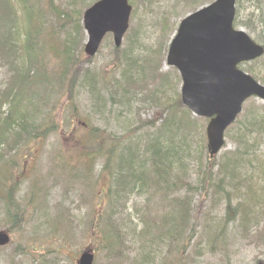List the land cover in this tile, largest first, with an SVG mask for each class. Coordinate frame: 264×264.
<instances>
[{
  "label": "trees",
  "instance_id": "obj_1",
  "mask_svg": "<svg viewBox=\"0 0 264 264\" xmlns=\"http://www.w3.org/2000/svg\"><path fill=\"white\" fill-rule=\"evenodd\" d=\"M200 1L192 0V3L201 6L210 0ZM244 1L251 4V0L237 1L234 21L236 27L243 26L239 23L237 14ZM82 2V9L90 4L84 0ZM258 2L259 0L252 2L251 6L255 10H258ZM49 4L46 0V14L57 21L58 26L51 30L48 29L49 26L46 27L42 19L44 10L39 7L37 0H0V63L8 73L7 81L4 83H2L3 80L0 81V216H6L10 223L8 227H0L3 228L0 231L12 234L17 227L16 224L13 225L14 217L20 218L21 226L25 221L24 211L14 206L18 186L13 182L12 171L20 166L21 173L25 160V156L17 159L19 147L23 142L17 136L26 134L31 136V132L41 130L42 125L35 126L34 120L28 115L29 107L41 108V117L45 115L43 124L51 119L47 102L49 95L56 92L54 91L56 85L59 87L57 91L62 95L66 89H69L68 95L70 94L69 85L79 89L85 88L92 95L97 111L107 116L106 121L109 122L110 119L116 121V126L107 127L112 131L109 133L110 145L106 150L108 157L106 160L110 161V167L107 171L108 168L104 165L101 174H106L109 185L106 189L99 191V197H104L99 201L98 208L106 209L107 203L104 199L109 198L116 188L117 195L131 191L141 192L143 189L149 192L150 190H146L149 187H154L151 190L164 197L174 195L169 202H164L166 219L162 224L167 227L161 230L152 228L149 222L152 219L144 213L145 209H149L146 206L141 210L140 215L136 216V222L129 221L128 224L115 205L110 206L106 215L102 214V211L99 213L97 209L91 213L86 226L79 229V238L95 236L96 250L105 253L107 264H154L151 254L156 248L168 245L170 242L172 247L167 250L168 264H174L177 257H179L178 261H184L180 256L182 247L178 239L183 237L188 241L187 233L184 232L185 227L191 220L198 223L201 220L184 206L187 201H192L188 199L191 193L217 194L218 192L227 195L226 199L218 201L224 205L225 213L233 205V212L238 214H235L234 221L236 229L245 234L253 229L258 230L262 226L264 216V199L261 196H264V106L253 100L250 101L242 116L227 132L229 141L235 143V149L223 153L219 161L216 158L210 159L206 151L204 131L202 125L200 126L203 120L193 117L182 105L177 94L171 106L169 103L159 104V97L165 96L170 90L167 84L158 83L153 89L151 88L152 90L147 87L150 90L147 92L135 90L143 77L144 80L148 78L149 82H162L164 75H158L155 69L147 70L133 60L131 71L134 70V75L136 71L138 77L135 78L134 75L128 77L130 69L123 68L121 83L125 84L124 88L127 90L120 89L121 85L116 83H112L110 88L101 74L99 78H96V74L91 73L88 68L84 70L78 66L79 56L84 55L82 12H77L72 0L67 7L68 15L59 13L54 3ZM63 27H68L69 31L63 35L58 45L53 44L57 31H61ZM248 29L250 34L255 31V28L251 26H248ZM253 38L256 42L262 43ZM41 41H44L43 44L46 45L38 44ZM41 53L49 54L52 59H58L59 63H62L58 69L59 73L57 72L55 76V71L52 76H49L46 69L36 67V61ZM130 58L128 54L123 56L125 65L132 62ZM263 59L264 57L250 64L241 65L242 69L262 84H264V77L253 64ZM146 61L150 65L155 64V60ZM58 80L60 82H57ZM100 85L101 87L97 88ZM143 93H149L148 100H144L146 97L142 95ZM137 94L142 95L143 105L151 103L154 107H159L163 116L151 133L142 135L140 132H134L128 135L138 126L134 118ZM16 99L24 101L28 104V108L18 103ZM72 101L75 102V99ZM7 106L8 113H5L2 110ZM126 115L134 119L128 120ZM101 136L102 133L88 131L84 136V143L89 147L91 140ZM103 150L100 147H91L89 154L94 151L100 155ZM84 170L88 171L87 167H84ZM145 174L151 178L150 185L145 183ZM87 175L86 172L79 176L87 178ZM34 185L36 190L42 188L37 181H34ZM179 193H183L184 197L177 196ZM32 194L34 200L30 204V209L36 211L39 209L37 205L41 202L42 196L34 192ZM190 205L191 203L188 207ZM75 211L81 212L77 208L58 210L54 217L47 218L43 224L45 227L51 226L56 233H62V229L67 226L66 232H69ZM203 212L204 218L206 210ZM100 224L104 225L103 230L100 229ZM211 224L212 219L208 222V228ZM176 228L178 231H175ZM216 231L217 228L214 232ZM203 232L202 238L207 236V228H204ZM214 232L208 231L210 244L213 243V236L218 237L214 235ZM60 236L63 237L62 234ZM117 237L122 239L118 250L115 243ZM132 240H138L140 244L130 252L124 244ZM123 248L125 251H122ZM46 264L53 263L46 261Z\"/></svg>",
  "mask_w": 264,
  "mask_h": 264
},
{
  "label": "rangeland",
  "instance_id": "obj_2",
  "mask_svg": "<svg viewBox=\"0 0 264 264\" xmlns=\"http://www.w3.org/2000/svg\"><path fill=\"white\" fill-rule=\"evenodd\" d=\"M72 1L75 3L77 12L81 11L83 13L82 0ZM84 1L90 2L91 0ZM203 1L208 0H201L200 2ZM211 1L206 2V4ZM253 1L251 0L250 5L246 1L240 5L238 19L243 26H238V28L247 32H249L248 26L255 28L254 33H251V35L264 43V23H262L264 19V1L259 0L258 10L252 8ZM37 2L39 7L44 10V12L42 11V19L46 27L49 26L48 29L50 30L58 28L57 21L46 14V0H37ZM130 2L134 7L133 14L130 18L129 32L125 36L122 46L115 48L112 37L107 36L94 58L89 60L85 55L79 56L78 66L84 70L88 68L91 73L96 74V78H99V74H101L107 80L106 83L110 88L112 83H116L121 85L120 89L125 86L121 83L123 68L130 69L128 77L134 75V70L131 71L133 60L147 70L155 69L158 75H164V81L149 82L148 78L144 80L143 77L135 90L147 92L158 83H165L167 88L170 87V90L165 96L161 95L159 97V104L169 103L171 106V103L176 99L175 95L177 94L180 97L181 79L177 71L166 64L167 41H169L178 21L200 4L194 5L192 0H130ZM48 3H54L58 7L59 13L69 14L67 7L71 4V0H48ZM68 31V27H63L61 31H57L53 44L58 45L60 39ZM85 41L86 36L84 33L82 50ZM43 42H38V44L45 46L46 44H43ZM127 54L131 56L132 62L125 65L123 56ZM145 58L146 60H155V64H148ZM61 65L62 63L60 64L58 59L54 60L49 54L44 53H41L36 61V67L40 66L46 69L49 76H52L54 71V76L57 72L59 73L58 69ZM253 66L264 77V59L253 64ZM6 71L0 63V81L3 80L2 83L8 79ZM134 77H138L136 71ZM99 87L101 85L97 88ZM69 88L71 89L70 94L68 95L69 89H66L62 95L57 91L59 87L55 86L54 91L56 92L49 95L47 102V109L51 111V119L44 124L45 115L41 117V108H28V104L16 99L18 103L28 108V115L34 120L35 126H42L41 130L31 132V136L29 134L17 136L20 141L23 140L19 147L17 159L19 160L21 156H25V160L23 161V171L21 173L20 166L12 171L13 182L18 186L14 206L16 205L17 208L24 211L25 221L21 226L20 218H13L15 220L13 225L16 224L17 227H21L14 228V232L9 234L11 237L10 243L0 249V264H46V261H51L53 264H76L79 255L87 250H92L95 253L93 264H107L105 253L96 250L95 236L88 235L87 238H79V229L86 226L91 213L95 209L106 215L110 206L113 205L119 210L122 218L127 220V224L129 221L136 222V216L140 215L141 210L146 206L149 209H145L144 213L152 219V221L149 220L152 228L156 227L161 230L167 227L162 224L166 219L164 202H169L174 198V195L164 197L160 193H154L151 190L154 187L146 189L150 190L149 192H145L143 189L141 192L131 191L120 195L116 194L118 192L116 188L109 195V198L104 199V202L107 203L106 209L98 208L99 201L102 199L99 197V191L106 189V186L109 185L106 174H101L104 165L107 166V171L110 167V161L106 160L108 158L106 150L110 145L109 133L112 131L108 130L107 127L116 126V121L114 122L111 119L109 122L106 121L107 116L97 111L92 95L85 88L79 89L70 85ZM124 90L127 89L124 88ZM142 95L146 97L144 100L149 99V93H143ZM142 95L137 94L135 98L134 108H137L135 109L136 115H134V118L138 126L128 135L134 132H140L142 135L151 133L156 125L160 123L159 121L162 120L163 115L160 108L154 107L151 103L143 105ZM72 99H75V102ZM254 102L256 103V101ZM249 103L247 102L244 107H247ZM2 111L8 113V106L3 107ZM126 118L128 120L134 119L127 115ZM206 124L205 121L200 122L203 131ZM88 131L102 133L101 137L91 140V146L89 147L84 143V136ZM70 132L72 133L69 134ZM91 147H100L104 150L100 155L94 151L89 154ZM140 149H142V146H140ZM234 149L235 143L230 142L226 137L225 146L216 159L218 160L223 153ZM217 160L216 163L219 161ZM84 167H87L88 171H85ZM86 172L91 177L79 176ZM71 176L73 178L70 179ZM19 180L22 181L19 182ZM34 181L39 182L42 188L36 190ZM145 183L151 184V178L148 174H145ZM33 192L42 196L41 202L37 205L39 209L36 211L30 209V204L34 200ZM216 193L196 192L188 196V199L192 201L184 203L185 208L190 212H194L196 217L201 220L199 223L191 220L185 227L184 232L187 233L188 241L183 237L178 239L182 247L180 256L183 257L184 261H178L179 257H177L174 264H264V216L262 226L258 230L253 229L247 234L240 232L234 224L235 214L237 213L233 212V205L225 213L224 205L218 201L226 199L227 195ZM178 195L184 197L183 193ZM261 196L264 199V196ZM190 203L191 205L188 207ZM67 208H77L81 211L73 213V222L69 232H66L68 230L67 226L62 229V233H56L51 226L45 227L43 223L47 218L54 217L58 210ZM205 210L206 217L203 218L202 215H204L203 211ZM42 215L45 216L40 218ZM208 217L212 219L210 228H208V222L211 219ZM9 224L6 216H0V227H8ZM204 228H207V236L202 238ZM216 228L217 231L214 232ZM2 229L0 228V230ZM100 229L103 230L104 225L100 224ZM175 231H178V228ZM208 231L214 232V235L218 236L217 238L213 236L212 244L208 240ZM61 234L64 238L60 236ZM121 241V237L116 238V250L120 247ZM139 244L138 240H132V242H125L124 245L132 252ZM171 245L172 242L155 249L151 254L154 258V264L169 263L167 250L172 247ZM122 251H125V248ZM194 252H196L195 255ZM187 253L189 255L188 259Z\"/></svg>",
  "mask_w": 264,
  "mask_h": 264
},
{
  "label": "water",
  "instance_id": "obj_3",
  "mask_svg": "<svg viewBox=\"0 0 264 264\" xmlns=\"http://www.w3.org/2000/svg\"><path fill=\"white\" fill-rule=\"evenodd\" d=\"M237 0H215L185 17L170 42L167 65L181 78V101L197 117L210 119L206 127L209 155L224 145V132L250 97L264 100V86L238 69L242 62L259 58L264 48L250 36L233 28ZM131 6L127 0H100L85 10L87 35L84 52L93 57L106 33L119 47L128 29ZM9 236L0 232V247ZM93 256L81 255L78 264H92Z\"/></svg>",
  "mask_w": 264,
  "mask_h": 264
}]
</instances>
